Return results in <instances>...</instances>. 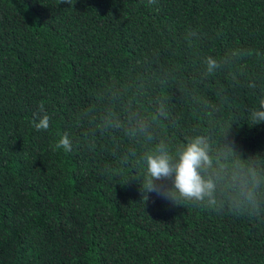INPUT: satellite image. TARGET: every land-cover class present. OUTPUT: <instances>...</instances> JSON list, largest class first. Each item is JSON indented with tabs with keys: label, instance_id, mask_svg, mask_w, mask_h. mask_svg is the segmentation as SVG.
Masks as SVG:
<instances>
[{
	"label": "trees",
	"instance_id": "1",
	"mask_svg": "<svg viewBox=\"0 0 264 264\" xmlns=\"http://www.w3.org/2000/svg\"><path fill=\"white\" fill-rule=\"evenodd\" d=\"M262 105L264 0H0V264H264ZM197 137L214 203L143 201Z\"/></svg>",
	"mask_w": 264,
	"mask_h": 264
},
{
	"label": "clouds",
	"instance_id": "2",
	"mask_svg": "<svg viewBox=\"0 0 264 264\" xmlns=\"http://www.w3.org/2000/svg\"><path fill=\"white\" fill-rule=\"evenodd\" d=\"M149 4H155L156 0H148ZM71 6L73 0H60ZM206 71L214 72L220 67V63L212 58H206ZM264 108V105H262ZM252 119L255 122H264V111H254ZM50 116L48 115L43 102L40 103L36 112L32 114V125L36 131H47L50 127ZM147 125L142 124L141 130H146ZM151 139V136H148ZM56 148H63L66 152L73 150V142L67 132L63 133ZM145 161L147 164V173L144 183L141 187V196L143 201L149 199L150 193L157 197L172 201L177 199L200 204L208 201L214 203L213 194L216 189L215 181L209 177L205 178L202 171L212 166V160L208 155V150L203 138L197 137L187 143L178 151L174 159L169 154L167 146L161 142L154 154H146ZM171 180L172 192L162 191L159 183Z\"/></svg>",
	"mask_w": 264,
	"mask_h": 264
}]
</instances>
